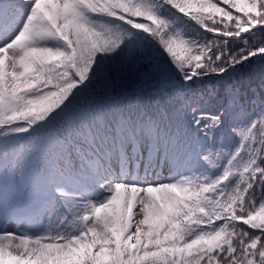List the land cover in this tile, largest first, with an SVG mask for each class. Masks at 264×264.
Masks as SVG:
<instances>
[{
    "label": "snow or ice",
    "instance_id": "6c2138e0",
    "mask_svg": "<svg viewBox=\"0 0 264 264\" xmlns=\"http://www.w3.org/2000/svg\"><path fill=\"white\" fill-rule=\"evenodd\" d=\"M0 264H264V0H0Z\"/></svg>",
    "mask_w": 264,
    "mask_h": 264
}]
</instances>
